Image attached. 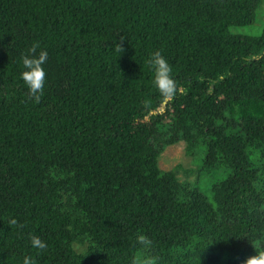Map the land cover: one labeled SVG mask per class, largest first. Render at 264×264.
I'll return each mask as SVG.
<instances>
[{
    "label": "trees",
    "instance_id": "trees-1",
    "mask_svg": "<svg viewBox=\"0 0 264 264\" xmlns=\"http://www.w3.org/2000/svg\"><path fill=\"white\" fill-rule=\"evenodd\" d=\"M262 1L0 0V264H244L264 248V24L239 31ZM37 41L39 103L19 78ZM182 141L195 181L159 166Z\"/></svg>",
    "mask_w": 264,
    "mask_h": 264
},
{
    "label": "clouds",
    "instance_id": "clouds-1",
    "mask_svg": "<svg viewBox=\"0 0 264 264\" xmlns=\"http://www.w3.org/2000/svg\"><path fill=\"white\" fill-rule=\"evenodd\" d=\"M47 60L48 52L46 49L41 48L38 41L34 42L27 53L21 56L23 70L20 72L19 78L28 89L29 97L36 103H39L44 94L47 76L44 65ZM145 63L152 75V87L157 90L163 100H166L164 102L166 106L167 102L177 92V82L172 75L173 68L159 50L151 53ZM11 223L15 224L16 221L12 220ZM138 240L145 249L151 246V240L143 235H140ZM30 243L33 248L38 250L47 248V243L42 241L38 236H32ZM253 246L256 254L246 258L244 264H264V248H262L261 242L257 241ZM157 259L158 258L149 256H137L134 260V264H156ZM22 264H37V261L35 258L26 255L23 257Z\"/></svg>",
    "mask_w": 264,
    "mask_h": 264
},
{
    "label": "rangeland",
    "instance_id": "rangeland-1",
    "mask_svg": "<svg viewBox=\"0 0 264 264\" xmlns=\"http://www.w3.org/2000/svg\"><path fill=\"white\" fill-rule=\"evenodd\" d=\"M264 24V0L257 13V25L239 28V31L247 35H257L261 33ZM161 113L165 109L159 110ZM187 144L180 142L168 146L161 154L159 160L160 169L163 171L176 170L179 178L188 181H195L200 177L201 168L196 155H189L186 151ZM199 156V155H197Z\"/></svg>",
    "mask_w": 264,
    "mask_h": 264
}]
</instances>
